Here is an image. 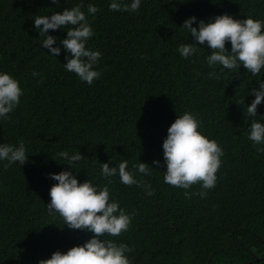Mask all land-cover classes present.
Listing matches in <instances>:
<instances>
[{
	"label": "trees",
	"instance_id": "1",
	"mask_svg": "<svg viewBox=\"0 0 264 264\" xmlns=\"http://www.w3.org/2000/svg\"><path fill=\"white\" fill-rule=\"evenodd\" d=\"M80 2L0 0V70L23 89L19 106L0 120V143L23 141L29 157L24 165L0 162V264H38L92 235L68 228L46 208L56 183L49 173L68 168L52 157L64 150L84 156L79 172L73 169L78 181L107 184L132 214L128 231L105 237L127 243L132 264H264V154L247 139L246 113L259 77L241 66L209 78L208 48L201 45L188 59L177 51L193 41L180 27L187 17L264 20V0H142L138 12L109 11L110 0H83L85 10L89 2L98 7L89 15L95 34L86 45L102 53L95 66L101 76L92 84L64 69L63 51L50 56L34 28L36 15ZM64 31L49 33L63 38ZM185 111L198 116L199 130L224 151L216 185L204 198L185 195L198 193V184L185 190L163 179V139ZM258 112L264 114V102ZM125 159L129 169L139 160L148 164L151 174L137 172L140 185L100 174L99 163Z\"/></svg>",
	"mask_w": 264,
	"mask_h": 264
},
{
	"label": "clouds",
	"instance_id": "2",
	"mask_svg": "<svg viewBox=\"0 0 264 264\" xmlns=\"http://www.w3.org/2000/svg\"><path fill=\"white\" fill-rule=\"evenodd\" d=\"M60 5V0H52ZM142 0H110L109 11L138 12ZM98 7L89 2L85 10L84 2L72 7H64L63 11H52L49 15H36L34 28L39 32L43 49H48L50 56L57 57L63 51L66 71L76 74L80 81L92 84L99 79L101 72L95 67L100 62L101 51L93 50L86 45L94 36V29L89 15L96 14ZM195 25V26H194ZM181 28L193 37L192 42H182L177 51L188 59L198 56L199 50L205 46L210 50L205 57L209 78L219 79L227 70H237L241 66L246 72L258 76L256 84L248 95L254 97L247 105L249 118L247 139L258 153L264 154V114L258 112V106L264 102V79L260 75L264 70V20L247 16L237 19L228 13L218 14L209 19H199L192 15L187 17ZM67 29L66 36L60 38L49 33V30ZM230 42V50L226 44ZM56 45V46H54ZM33 76L39 73L33 71ZM199 75V73H198ZM239 75V72H236ZM23 89L20 81L10 73L0 70V120L9 119L8 114L21 103ZM244 112V111H243ZM201 121L190 111H185L167 128L163 139L164 182L172 186L188 190L198 184V193L185 195L207 196L208 189L215 187L217 170L222 164L223 148L217 140L209 138L200 131ZM26 146L23 141L18 144L0 143V162L7 165L19 162L24 165L28 160ZM53 160L66 161L68 168L58 173H49V178L56 181L49 189L50 201L46 204L50 215L59 214L64 224L70 229L82 230L92 235L82 244L70 247L67 251L56 250L50 258H41L38 264H132L127 255L132 248L123 241L107 239L106 236L117 237L128 231L132 214H129L117 199L111 196L109 186L101 187L90 179L78 181L77 162L84 159L81 152L69 153L59 151ZM99 163V162H98ZM160 165L161 161L155 160ZM100 174L104 178L119 176L125 185H140L136 173L144 176L151 174L153 167L141 162L128 168V161L118 164L99 163ZM111 181L109 180V183ZM148 195H152L151 185H144Z\"/></svg>",
	"mask_w": 264,
	"mask_h": 264
}]
</instances>
